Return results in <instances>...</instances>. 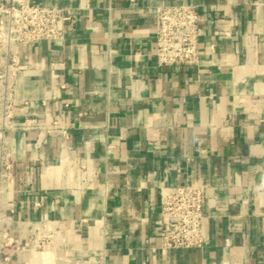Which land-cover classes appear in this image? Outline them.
Returning a JSON list of instances; mask_svg holds the SVG:
<instances>
[{
  "label": "crops",
  "instance_id": "crops-1",
  "mask_svg": "<svg viewBox=\"0 0 264 264\" xmlns=\"http://www.w3.org/2000/svg\"><path fill=\"white\" fill-rule=\"evenodd\" d=\"M1 1V0H0ZM63 40L21 48L12 264H264V0H26ZM197 4L196 64L160 66L155 9ZM199 184L202 248L164 249L160 186Z\"/></svg>",
  "mask_w": 264,
  "mask_h": 264
},
{
  "label": "built area",
  "instance_id": "built-area-1",
  "mask_svg": "<svg viewBox=\"0 0 264 264\" xmlns=\"http://www.w3.org/2000/svg\"><path fill=\"white\" fill-rule=\"evenodd\" d=\"M155 23L160 66L198 63L203 28L197 4L158 5ZM66 32L64 8L26 0L0 1V264H12L23 251L45 248L50 237L41 232L57 225L45 219L31 239L23 242L12 236L5 214L15 172L8 131L14 124L18 82L29 70L21 59V48L42 40H63ZM160 202L162 248H202L207 241L202 186L162 184Z\"/></svg>",
  "mask_w": 264,
  "mask_h": 264
}]
</instances>
